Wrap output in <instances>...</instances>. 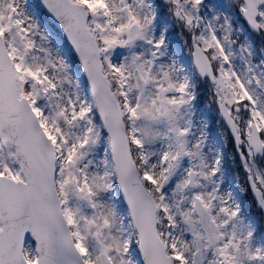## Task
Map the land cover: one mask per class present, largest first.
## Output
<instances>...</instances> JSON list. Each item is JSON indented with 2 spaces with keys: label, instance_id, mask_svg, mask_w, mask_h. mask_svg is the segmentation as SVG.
Masks as SVG:
<instances>
[{
  "label": "snow or ice",
  "instance_id": "1",
  "mask_svg": "<svg viewBox=\"0 0 264 264\" xmlns=\"http://www.w3.org/2000/svg\"><path fill=\"white\" fill-rule=\"evenodd\" d=\"M0 264H264V0H0Z\"/></svg>",
  "mask_w": 264,
  "mask_h": 264
}]
</instances>
